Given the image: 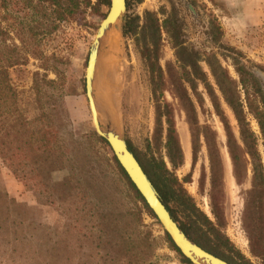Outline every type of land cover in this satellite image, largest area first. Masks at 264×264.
Listing matches in <instances>:
<instances>
[{"label":"trees","instance_id":"obj_1","mask_svg":"<svg viewBox=\"0 0 264 264\" xmlns=\"http://www.w3.org/2000/svg\"><path fill=\"white\" fill-rule=\"evenodd\" d=\"M135 1L141 3L142 0ZM108 6L109 0H96L94 4L90 0H0V156L15 179L35 193L39 205L56 206L65 220L54 227L37 222L36 208L17 202L0 188L2 264H159L156 251L163 245L176 252L182 263L191 264L167 234L155 237L150 229L141 230L144 227L141 214L154 215L114 156L98 158L99 163L105 162L101 176L106 173L110 176L112 189L106 188L100 177L74 170L80 142L72 134L71 149L61 142L59 126L63 108L56 104L50 106L45 100V86L52 90L56 85L46 74L53 71L57 75L53 70L56 58L34 48L35 39L53 34L60 23L77 12L82 13L86 8L98 12ZM161 15L159 18L157 13L145 11L142 18L127 16L121 29L125 38L134 41L147 71L155 107V128L148 151L133 152L129 145L128 148L171 217L183 218L180 228L188 238L229 264H250L233 250L222 232L224 219L220 205L224 191L216 134L210 126L199 124L191 97L201 104L204 93L223 126L236 184L240 186L247 179L250 181V189L245 193L243 225L252 255L264 264V81L259 74L264 71L253 70L233 48H223L221 31L214 21L211 23L212 42L228 51L221 56L231 61L236 77L231 76L214 54L203 60L208 67V72L204 71L199 65L200 54L186 46L176 10L173 8ZM3 22L7 23L6 28ZM10 32L16 33L20 45L11 38L12 42L7 43ZM162 34L168 38L175 57L174 63H166L165 68L159 64ZM30 57L39 61V68H45V73L34 72L30 89L19 91L12 82L10 69L27 65ZM167 85L185 110L193 162L201 138L206 148L213 221L197 208L175 174L183 164V153L173 111L163 99ZM223 105L234 117L237 137ZM250 120L255 121L258 133L252 130ZM85 141L92 149L94 144L108 147L94 131L86 135ZM161 148L164 156L159 153ZM64 170L68 173L60 182L51 179V175ZM202 178L203 175L200 186ZM97 187L103 190L105 197L95 196ZM125 199L130 208H125Z\"/></svg>","mask_w":264,"mask_h":264},{"label":"rangeland","instance_id":"obj_2","mask_svg":"<svg viewBox=\"0 0 264 264\" xmlns=\"http://www.w3.org/2000/svg\"><path fill=\"white\" fill-rule=\"evenodd\" d=\"M90 1L92 4L96 2V0ZM173 8L182 23L183 39L186 41V46L200 54L202 61L199 65L204 71L208 72V67L203 60L214 54L220 60L221 65L228 69L231 76L236 77L231 61L225 60L221 56V54H228V51L218 48V45L212 42L211 23L213 21L221 31L223 48H233L242 54L243 61L253 70L258 71L257 68H261L264 71V0H142L141 3L128 0L126 1V17L139 16L142 18L145 11H150L157 13L159 18H162L163 12L167 14ZM107 12L108 7H102L98 12L91 8L84 9L82 13L77 12L68 20L60 23L59 28L53 34L37 37L35 39L37 45H33V47L46 56L54 55L56 58L53 60V66H55L53 70L57 75L53 71L46 72L47 79L55 80L56 85H54L53 91L48 90L45 86L44 90L47 92L45 100L50 106L56 104L63 108V119L59 126L61 142L71 149L70 134L80 142V149L83 152L79 149L80 153L76 155V169L74 170H81L84 173L93 174L97 178L100 177L105 182V187L112 189L110 176L107 173L106 176H101V166H105V162L99 163L98 160L102 156L109 158L113 156L109 146L103 148L101 145L94 144L95 147L92 149L85 141L86 135L93 131L84 92L86 62L96 30ZM6 24L3 22L2 26L6 28ZM9 36L7 43H11V39H13L15 44L20 45L15 32H10ZM174 61V51L170 42L166 35L162 34L159 64L165 68L166 63H174ZM39 64L38 60L30 57L27 65L10 69L12 82L19 91L30 89L34 72L45 73L43 70L45 68H39ZM259 74L264 81V72H259ZM198 91L201 93L202 88L199 87ZM94 97L99 108L101 126L111 122L133 152H147V147L152 144L155 128L154 102L147 71L141 62L134 41L125 38L121 30L119 32L114 30L103 40L94 78ZM191 97L195 104L199 124L210 126L216 134L222 163L224 191L223 202L220 205L224 219L222 232L228 238L233 250L241 254L250 264H261V260L251 253L250 241L243 225L245 193L250 189V181L247 179L240 186L236 184L235 197L232 200L229 199L225 179L224 149L227 151V148L223 126L204 93L201 104L196 102L194 96ZM163 99L173 111L175 130L183 153V164L177 168L175 174L187 193L193 198L197 208L213 221L210 208V170L203 140L200 139L196 160L193 162L186 113L169 85L163 92ZM223 109L237 137L238 128L234 117L225 105H223ZM180 124H186L189 133L190 162L188 165L182 148ZM250 124L252 130L258 133L255 121L250 120ZM159 153L164 156V149L161 148ZM67 173L64 170L53 174L51 179L60 182ZM202 175V185L200 186ZM184 180L189 182L183 183ZM192 187L195 189L194 192L191 191ZM0 188L7 193L8 197L36 208L34 215L37 222L50 227L62 225L65 222L56 206L37 203L35 193L26 189L21 182L15 179L11 171L4 165L1 156ZM95 191L97 198L104 196L100 187L95 188ZM106 201L108 202L107 199ZM128 202L126 199L123 200L125 208L131 207ZM175 221L180 227L184 220L178 215V219ZM141 223L144 226L141 230L150 229L155 237L164 235L162 228L151 215L142 213ZM156 254L159 264H184L176 252L170 250L166 245L157 249ZM0 264L2 263L0 262Z\"/></svg>","mask_w":264,"mask_h":264},{"label":"water","instance_id":"obj_3","mask_svg":"<svg viewBox=\"0 0 264 264\" xmlns=\"http://www.w3.org/2000/svg\"><path fill=\"white\" fill-rule=\"evenodd\" d=\"M126 13V0H109L108 12L101 20L96 30L95 38L89 48L84 75V92L91 116L93 131L98 137L107 142L112 155L115 157L137 192L143 198L163 232L167 234L171 242L185 259L191 264H229L205 251L184 234L178 223L171 217L169 211L164 206L161 197L144 173L134 154L129 150L123 136L116 130L111 122L101 126L98 120L99 108L97 102V109L95 108L91 84L97 50L102 46L104 37L107 34L106 32L112 22L117 20L119 30L122 29V23L126 18Z\"/></svg>","mask_w":264,"mask_h":264},{"label":"bare ground","instance_id":"obj_4","mask_svg":"<svg viewBox=\"0 0 264 264\" xmlns=\"http://www.w3.org/2000/svg\"><path fill=\"white\" fill-rule=\"evenodd\" d=\"M114 30H116L117 32H119V28H118V21L115 20L114 22H112L109 25V28L107 30V34L104 37V39L111 34ZM101 50H102V46L97 50V55L95 58V62H94V67H93V76H92V90H93V94H94V78L96 75V69H97V64H98V60L101 54ZM94 103H95V108H96V99L93 97ZM97 109V108H96ZM97 118H98V112H97ZM99 120V119H98ZM100 122V120H99ZM181 123V122H180ZM179 132H180V136H181V142H182V148L184 151V155H185V161L186 164L188 165L190 162V141H189V133H188V129L186 124H180L179 126ZM220 132L222 133V130L220 128ZM224 156H225V160H226V184H227V192H228V197L229 199H233L235 197V189L237 187L234 178L231 174V164H230V160L227 154V151L224 149ZM194 187L191 188V191L194 192ZM208 208V207H207Z\"/></svg>","mask_w":264,"mask_h":264}]
</instances>
